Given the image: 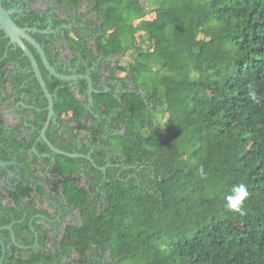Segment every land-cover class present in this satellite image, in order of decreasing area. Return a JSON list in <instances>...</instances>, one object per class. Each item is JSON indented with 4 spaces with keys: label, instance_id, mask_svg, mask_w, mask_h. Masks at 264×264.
<instances>
[{
    "label": "trees",
    "instance_id": "obj_1",
    "mask_svg": "<svg viewBox=\"0 0 264 264\" xmlns=\"http://www.w3.org/2000/svg\"><path fill=\"white\" fill-rule=\"evenodd\" d=\"M55 2L77 13L72 24L54 21L68 25L62 33L74 62L83 70L102 60L91 71L89 109L77 96L88 82L73 88L50 75L30 45L54 97L47 137L96 165L38 140L48 100L29 58L0 31V161L8 160V142L22 163L12 187L0 191V227L14 222L16 237L40 232V250L28 258L12 244L1 261L0 245V264H264V0ZM14 20L47 25L36 11ZM35 36L53 64L52 40ZM128 54L131 61L113 66ZM103 76L121 88L116 81L100 86ZM6 103L19 104L14 124L1 114ZM21 126L30 132L22 135ZM239 183L249 193L244 214L227 209ZM47 190L64 195L82 219L56 231V251L47 247L44 221L35 217L30 225L38 213L51 216L36 207ZM1 232L11 242L10 231Z\"/></svg>",
    "mask_w": 264,
    "mask_h": 264
},
{
    "label": "flooded vegetation",
    "instance_id": "obj_2",
    "mask_svg": "<svg viewBox=\"0 0 264 264\" xmlns=\"http://www.w3.org/2000/svg\"><path fill=\"white\" fill-rule=\"evenodd\" d=\"M0 1H1V3L5 2V4H6L5 8L11 9L14 11L12 14L13 18L19 19L20 16H25L26 12H30V11H36L42 17L45 18L44 23L47 24L46 27L42 30H39L37 28L39 31L31 32L30 34L36 40H37V38H36L35 34H39V33L46 35L47 39L52 40V42H53L52 46L58 52L54 57V63L52 65L55 66L57 70H58V68L66 70L68 72V74H66V75H72V74H84V75H86V74H89L91 76V71L97 69V67L100 64V61L102 60L101 57H97V59H95L93 61L92 66H89L87 63H84L83 66H86V68L83 70L80 69V65L74 62L75 58H74L73 50L70 47L67 39L65 38V35L62 33V28L67 27L68 25L62 24V25H59L57 27L55 26L54 21L56 18L68 19L71 24L73 22H77L76 21L77 20L76 19L77 13L75 12V10H70V9L64 8V7H62V8L58 7L55 0H52V3L46 7L33 6L29 2H27V0H0ZM84 6H85V4L83 5V8H80L78 10V13H82V12L85 13L86 9ZM85 22H86V18L83 17L82 20L80 21V26L84 27ZM35 24L39 25V22L36 21ZM71 24H69V26ZM26 27H28V26H26ZM30 28H35V27H30ZM83 31H84L83 34L87 33L86 30L83 29ZM4 37H6V35ZM91 38L92 37L89 34L87 39H88L90 45H92V47H93L95 42ZM26 43L29 46V48L31 49V47H30L31 44L28 42H26ZM8 45H14V44H10V40H9ZM115 64L116 63L113 62V66ZM13 66L14 65L12 64L11 67H13ZM31 68H32V66H31ZM103 69H104V67H101V72L103 71ZM29 71H30V68H29ZM62 74H64V73H62ZM80 80L70 81L73 88H76V86ZM115 81L107 80V78L105 76H103V77H101V82L99 85L100 86L101 85L107 86L109 83H113ZM115 83L118 84L117 81ZM119 88H121V85L118 84L117 89L119 90ZM77 96L81 97V99L87 104L89 109H92L93 106L95 105V104H93V102L92 103L90 102V97H92V94L89 93V89H88L86 94L77 93ZM6 104H8V103H6ZM8 105L10 106V104H8ZM18 105L19 104L17 103L15 106H13V107L10 106V107L14 112L17 113V109H18L17 106ZM47 110H48V106H47ZM18 115H19V118L17 121H19L20 116H21L20 114H18ZM97 116L99 117V114H97ZM20 128L22 129V135H25L28 132H30V130L25 126H21ZM5 130H6L7 134L10 133L9 132L10 128L8 126H5ZM46 134H47V132H46ZM81 138H85V133H82L81 135H79L78 140H80ZM38 140H43V139H41V133H40V138ZM5 146L8 150V160L0 161V162H6L7 163L5 166L0 165V191H2V192H5L7 189H10L12 187V184L15 181V179L19 177V171L22 168V163L18 160V158L15 155L12 148L8 145V142H5ZM32 150L34 152H36L35 147H33ZM87 156H89V155H87ZM79 158H82V157H79ZM51 159L54 160L53 157ZM85 159H88V158H85ZM88 160H90V159H88ZM40 162H43V160L41 159ZM93 164L95 165V163H93ZM83 168L84 167H82V172H83ZM103 168H102L103 171L106 170L105 169L106 167H103ZM57 195H58V193H57ZM65 199L66 198L64 197V195L61 194L60 197H55V195L51 194L50 191L47 190V193L44 197L37 198L36 207L38 209H44V210L48 211L51 216H46V215L38 213L34 217H32L31 221H30V225L32 224V220L35 217H39L42 219V221H44V222H42V224H44L45 227L49 229V235H50V238L47 239V247H51L54 251H56V249L53 246L52 239L54 238V236H56L55 235L56 231L63 229V228H66L71 223H75V224L82 223V219H81L79 210L77 208H75L74 206H71ZM27 210H28V208H27ZM13 224H14V222L10 223L7 226H11L12 231L14 232ZM1 231L2 230H0V232ZM8 231H10V230H8ZM10 233H11V242H8V244L5 243V240L8 239V236H6V234H4L2 232L0 233V245L2 246L1 249L4 252V255L1 257V261H3L6 249H11L12 244L17 246V248L19 249V250H16V253L23 255V257H25V258L29 257V251L31 249L34 250L35 252L40 250V232L35 230V228H32V233L22 231L20 233L19 237H16V235L14 233L15 239H13L11 231H10ZM25 234H27V235H25ZM24 235L27 238H25ZM27 240L29 241L28 243H26Z\"/></svg>",
    "mask_w": 264,
    "mask_h": 264
},
{
    "label": "water",
    "instance_id": "obj_3",
    "mask_svg": "<svg viewBox=\"0 0 264 264\" xmlns=\"http://www.w3.org/2000/svg\"><path fill=\"white\" fill-rule=\"evenodd\" d=\"M13 10L5 8L1 1H0V31H3L6 35V37L9 38L10 44H14L19 46L24 54L29 58L31 62V66L34 72L35 77L37 78L42 91L44 92V95L46 96L48 100V115L46 122L44 124V127L41 131V139L44 140V142L50 147V149L57 153V154H63L69 157H82V158H88L93 163L94 160L84 154L81 153H70L65 152L57 147H55L52 142L47 137V129L52 121V119L55 116V110H54V97L53 94L49 91L46 82L44 80L40 65L32 52V50L29 48L26 42L30 43L39 54L42 63L44 64L45 68L48 70L50 75H53L59 79L65 80V81H78L80 79L86 80L88 82V89L89 93L92 94L95 91L94 82L92 77L89 74H72V75H66L60 73L55 66L52 65L50 62L45 50L43 49L42 45L30 34L31 32L39 31L37 28H30V27H21L16 23L14 20L12 14ZM90 102H93L92 97H90ZM6 162H0V165L5 166ZM96 165V164H95ZM104 169V168H103ZM8 229L12 232V237L15 239L14 232L12 231L11 226H3L0 227V230Z\"/></svg>",
    "mask_w": 264,
    "mask_h": 264
},
{
    "label": "rangeland",
    "instance_id": "obj_4",
    "mask_svg": "<svg viewBox=\"0 0 264 264\" xmlns=\"http://www.w3.org/2000/svg\"><path fill=\"white\" fill-rule=\"evenodd\" d=\"M27 2H29L31 5L36 7H46L52 3V0H27ZM152 17L153 14L148 15L147 18H152ZM137 36L139 40H142L143 33L139 32ZM131 60H132L131 55L128 54L125 56H119L118 58H115L113 62L114 63L120 62L121 64L126 65ZM1 114L6 119L7 123H11V124L15 123L19 118V115L16 112H14L8 104L1 106Z\"/></svg>",
    "mask_w": 264,
    "mask_h": 264
},
{
    "label": "clouds",
    "instance_id": "obj_5",
    "mask_svg": "<svg viewBox=\"0 0 264 264\" xmlns=\"http://www.w3.org/2000/svg\"><path fill=\"white\" fill-rule=\"evenodd\" d=\"M249 97L258 102L257 94L255 91L250 90L248 93ZM249 193L247 190V185L244 183H239L234 185L232 188V195H229L227 199V209L233 212H243V202L248 197Z\"/></svg>",
    "mask_w": 264,
    "mask_h": 264
}]
</instances>
